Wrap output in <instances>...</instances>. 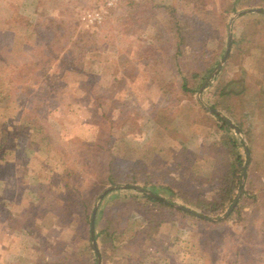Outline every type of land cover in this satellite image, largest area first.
Listing matches in <instances>:
<instances>
[{
  "label": "rangeland",
  "instance_id": "374dc122",
  "mask_svg": "<svg viewBox=\"0 0 264 264\" xmlns=\"http://www.w3.org/2000/svg\"><path fill=\"white\" fill-rule=\"evenodd\" d=\"M232 2L0 0V142L14 144L0 165V264L61 257L92 264L82 216L96 193V208L113 206L129 223L126 238L148 222L143 203L132 202L143 186L168 199L165 186L151 183L174 186L176 206H190L187 195L210 197L221 131L205 109L230 80L238 95L225 103L233 113L219 109L241 124L232 133L251 149L255 199L213 216L223 220L216 224L165 208L161 226L150 225L153 236L144 238L145 264H264V15L257 13L264 0L235 12ZM179 25L188 37L184 69L203 33L211 39L200 67L219 58L195 93L204 109L178 90ZM243 33L248 41L222 60ZM110 171L118 183L107 181ZM134 172L137 182H123ZM128 251L120 245L109 255L124 260ZM107 261L100 256L99 264Z\"/></svg>",
  "mask_w": 264,
  "mask_h": 264
},
{
  "label": "trees",
  "instance_id": "16d2710c",
  "mask_svg": "<svg viewBox=\"0 0 264 264\" xmlns=\"http://www.w3.org/2000/svg\"><path fill=\"white\" fill-rule=\"evenodd\" d=\"M253 1L257 0H233L230 11L235 12L239 10V8L253 6ZM171 10L173 11L174 8ZM257 13H259V15L261 16L264 15V8L258 9ZM181 27L183 29V25H179L178 27L181 39L179 40V42H177L176 51L174 53V64L176 70L178 71V74L180 75L178 90H180L182 94L187 93L189 97H191V101L194 103V106L198 105L200 106V108L204 109L205 107L202 106L200 101L195 99V93L205 81V77L208 75L210 76V74L216 69V66L219 63V58H217L218 55H216V57L210 56L208 59L209 62L204 64L203 67H200V61H202V57L206 55V44L209 43V39H211V37L209 38L208 34L205 35V33H203L201 35L202 41L200 43L195 41L196 39L194 38V42H197L195 46L198 48V51H196V59L194 58L195 60H193V64L191 63L189 67L184 69L181 63V57L183 56L185 51L183 50V48H181V43L185 42L188 37L186 38V35L184 34ZM190 31L191 34L194 33L192 32L194 30L191 29ZM207 36L209 39L207 38ZM244 40L248 41L247 35L244 33L242 37L233 38L231 40L229 49L230 52L227 56L228 58L231 57L232 47L234 45L242 43ZM219 71L218 73H216L215 78L218 77ZM232 82L233 80H230L227 83L218 86L215 91V93L218 95V99L214 103H212V108L205 109L212 117H214L215 124L219 131H221V141L214 142V146H216L214 148L215 156L212 167L210 169V173L216 175V184L213 189L212 195L210 197L195 196L194 198L187 195V197H184V199L190 204V206L185 205L184 203L180 206H176L174 197L177 196V193L174 186L172 187V185L169 184L164 185V182L151 183V186H154L155 184L165 186L164 188L171 193V197L169 199L162 197L157 193H154V191L152 190L146 191V187L143 186L142 190H140L142 195H134V200H132V202L140 201L143 203V205L145 206L144 215L147 217L148 222L144 227L137 229L134 234L126 238L125 236L128 230L127 228L129 227V223L122 220V213L113 209V206L101 209L99 207L100 205H97L96 208V205L94 203L95 197H97L96 193V196L94 195L92 201L86 200L84 202L82 216V222L84 223L83 226H86V235L88 242L87 247L90 252L92 264H96L99 261L98 253H100V256L102 259H104V262L108 260L111 261L112 264H145L147 253L146 248H144V238L145 236H148L150 238H152L153 236V232L149 231L150 225H153V227H155L156 229L161 226L166 218L163 214L165 208H171L173 210L183 212L187 215H193L198 219L206 221L208 223L216 224L222 222L223 220H212L213 216L219 217L223 213L225 214L230 210V212L228 213L229 216L233 211L239 210L245 201H248L250 198L255 199L256 192L250 189V187L253 186V181L249 179L250 170L247 167V161L251 149L250 147L245 145L243 141L237 139V137H235V135H233L232 133L234 128L236 131H241V124H232L230 119L222 115L219 109V106H221V109L224 107L229 113H233L230 106L226 105L225 103L227 98H232L234 95H238V92L231 87ZM4 136H7L6 133H4L2 138H4ZM10 142L11 141L8 138L5 140L2 139L0 142V165H2L1 162H8L9 160L8 156L10 155V148L14 147V144ZM180 153L177 155H180ZM175 162L180 164L183 163L180 156H178L177 160L175 159ZM128 176L129 178L126 181H123L126 182V184H131L138 181V172H134ZM191 176L192 175H189L187 178L192 179ZM118 178L119 176L112 171H110L106 177L107 181L111 184L118 183ZM173 181L175 182V184H178L177 180ZM148 183L149 181L147 182V184ZM187 187L190 188L189 185H187ZM93 192L95 193V191ZM181 194L184 195L183 190L181 191ZM94 210H96V212L93 224L94 237H92V216ZM64 213H68V210H66V208L64 209ZM98 224H100V227L98 230H96V226ZM117 239L120 242L119 245H116ZM120 245L126 247L127 250H129V253H126L123 256L124 260L116 258L115 255H109L110 248L115 249L116 246L119 247ZM44 264L80 263L70 262L68 261L67 257H61L56 261H47Z\"/></svg>",
  "mask_w": 264,
  "mask_h": 264
},
{
  "label": "water",
  "instance_id": "95a60500",
  "mask_svg": "<svg viewBox=\"0 0 264 264\" xmlns=\"http://www.w3.org/2000/svg\"><path fill=\"white\" fill-rule=\"evenodd\" d=\"M230 44H231V39L229 40V42H228V46H227V49H226V53H225V55L223 56V59L222 60H225V58H226V56H227V54H228V52H229V49H230ZM221 64V63H220ZM220 66L221 65H219L218 67H217V69H219L220 68ZM216 69V70H217ZM212 77V75H210V77L209 78H211ZM94 216H95V210H94V212H93V216H92V237H94V230H93V224H94ZM94 243H95V240H94ZM98 256H99V261H98V264L100 263V254L98 253Z\"/></svg>",
  "mask_w": 264,
  "mask_h": 264
},
{
  "label": "built area",
  "instance_id": "2783aa9c",
  "mask_svg": "<svg viewBox=\"0 0 264 264\" xmlns=\"http://www.w3.org/2000/svg\"><path fill=\"white\" fill-rule=\"evenodd\" d=\"M110 3H111V1H110Z\"/></svg>",
  "mask_w": 264,
  "mask_h": 264
}]
</instances>
